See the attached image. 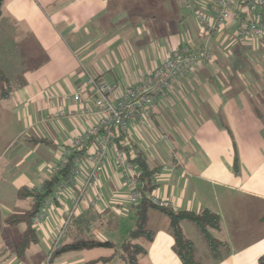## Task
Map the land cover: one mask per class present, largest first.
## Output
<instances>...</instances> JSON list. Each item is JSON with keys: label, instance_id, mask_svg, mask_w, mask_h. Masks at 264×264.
I'll list each match as a JSON object with an SVG mask.
<instances>
[{"label": "crops", "instance_id": "0c3cea01", "mask_svg": "<svg viewBox=\"0 0 264 264\" xmlns=\"http://www.w3.org/2000/svg\"><path fill=\"white\" fill-rule=\"evenodd\" d=\"M184 1H1L0 71L12 88L6 98L0 97V167L7 162L2 161L7 134L10 129L19 131L20 123L19 132L29 133L26 140L58 146L54 156L91 125V116L47 119L54 109L78 111L77 101L61 96L72 93L86 75L125 88L182 45L206 46L211 52L208 62L194 65L186 77L171 85L149 117L132 123L126 137L109 147L98 178L103 201L90 203L91 188L63 228L83 181L78 177L76 184L67 186L65 193L53 200L39 225L33 226L38 241L17 253L18 257L31 245L50 252L61 228L56 248L70 243L77 230L71 227L67 231L69 223L82 216L91 221L87 233L111 241L114 247L64 251L55 255L53 264H123L121 242L110 239L120 227L118 219L136 212L128 200L131 186L124 184L115 160L117 151L132 143L133 152L140 153L151 168H159L151 195L171 201L177 209H209L219 215L220 228L210 233L225 242L228 251L218 260L207 256L199 232L187 222L204 245L202 254L196 251L204 264H257L264 252V36L243 38L236 33L239 22L248 18L244 12L208 35L197 12L209 14V0H191V10ZM50 95L52 106L47 103ZM94 98L92 88L86 87L82 99L90 108H94ZM91 143L90 139L88 145ZM54 158L57 165L58 157ZM44 167L38 163L33 173ZM5 172L0 170V177ZM18 178L16 192L20 195L23 188L42 184L32 185L25 171ZM0 214L1 223L11 226L6 219L19 213L0 205ZM163 215L149 211L154 237L150 242L138 241L146 249L139 256L140 264H183L173 249L174 239ZM20 224L22 237L26 226ZM181 227L183 230V222Z\"/></svg>", "mask_w": 264, "mask_h": 264}, {"label": "built area", "instance_id": "2783aa9c", "mask_svg": "<svg viewBox=\"0 0 264 264\" xmlns=\"http://www.w3.org/2000/svg\"><path fill=\"white\" fill-rule=\"evenodd\" d=\"M185 6L191 9V0L184 1ZM208 12L198 11L199 19L206 34L219 31L233 18H239L240 12L248 15V18L239 22L236 33L243 38L264 36V0H209ZM211 59L210 49L206 46L193 47L182 45L174 49L160 64L156 65L150 72L143 74L132 85L125 88L119 87L115 82L86 75L84 81L70 94H64L62 99L71 97L80 104L78 111L66 113L64 109L49 111L47 119H59L65 116H91L93 121L88 128L77 133L63 150L59 164L52 168V172L65 167L72 152H82L75 157L70 167L69 179L60 183L52 195L44 200L41 210L32 218V225H39L41 220L49 213V207L54 199L63 195L66 187L77 183V178L82 177L77 195L73 198V209L67 213L62 227L64 228L68 219L73 214L80 200H84L93 189V197L90 203L95 205L103 201V196L98 184L99 175L105 168L107 153L110 146L126 137L129 126L140 119L149 117L151 110L169 90L171 85L186 77L191 68L199 63H206ZM86 87L92 88L95 93L93 107L90 108L82 99ZM49 106L53 104V97L47 98ZM91 145H88L89 140ZM132 143H127L117 151L116 164L120 170L124 184L131 186L128 191L129 203L135 206L141 197L138 181L139 171L131 160L137 156L133 152ZM134 153V156L131 157ZM159 172L152 176L155 182ZM154 204L162 207H170L176 210V206L167 199L151 195ZM63 229L59 231L50 247V254L55 250L60 240Z\"/></svg>", "mask_w": 264, "mask_h": 264}, {"label": "trees", "instance_id": "16d2710c", "mask_svg": "<svg viewBox=\"0 0 264 264\" xmlns=\"http://www.w3.org/2000/svg\"><path fill=\"white\" fill-rule=\"evenodd\" d=\"M0 79L2 85L0 87V97L6 98L11 91V84L6 80L0 71ZM82 152H72L66 162L65 167L57 169L46 178L39 188H23L20 193L23 196L32 199L30 208L24 213L12 214L6 219V223L11 226H16L20 223L25 224V231L22 234L18 245V253L22 254L25 249L31 244L38 241L37 233L32 225V218L41 210L44 200L52 195L57 186L62 182H67L69 179L70 167L73 164L75 157H78ZM132 164L138 168L141 197L135 207V225L129 232L128 236L121 242L119 246V256L123 264H140L139 256L146 252L142 242H150L154 237V231L149 227V211L156 210L164 214L168 219V228L170 234L174 239L173 249L180 258L183 264H204L203 257H197L196 247L194 243L183 233L181 223H191L199 232L201 239L208 251L207 256L212 260H218L227 253V245L215 238L210 230H219L220 217L218 214L203 209L200 212H193L184 209L173 210L170 207H162L154 204L151 200V193L155 189V182L152 176L159 172V168H151L143 156L138 153L135 158L131 160ZM59 164V161H58ZM55 165L52 168L58 166ZM264 220V216H263ZM91 221L88 218L75 217L71 219L67 231L71 227H76V236L70 243H62L54 251L53 255L64 251L79 250L84 248L106 247L113 248L114 244L109 240H100L87 233V225ZM205 256V257H207ZM105 260V258H102ZM257 264H264V252L258 257Z\"/></svg>", "mask_w": 264, "mask_h": 264}, {"label": "rangeland", "instance_id": "374dc122", "mask_svg": "<svg viewBox=\"0 0 264 264\" xmlns=\"http://www.w3.org/2000/svg\"><path fill=\"white\" fill-rule=\"evenodd\" d=\"M0 46L3 47L1 42ZM10 120L12 121V118H10ZM21 125L22 124L20 123V132L22 130ZM17 130L18 129L16 128L10 129V132L7 134V153L2 160L7 162L4 163L5 165L3 167H0V170L6 171L3 176L0 177V188L3 189L0 191V205L8 208L12 213H23L29 209L31 199L30 197L22 196L16 192L18 190L16 189V184L19 182L18 176L25 171L29 179L32 181V185L39 186L42 181L51 174V167L56 163L54 157H56V159L58 157V160H60L62 151L54 156L53 151H56L59 148L58 146L52 142L35 143L28 141L25 136L29 133L26 131V134L23 132L21 134ZM38 163H43L45 167L40 171L33 173ZM1 214L0 264H53L56 261V258L60 254L57 256L54 255L51 259L50 257L54 251L51 254L49 251L46 253L43 251L42 247L38 245H31L24 256L18 257V241L21 238L22 232L19 231V229L23 226L21 224L17 227L8 226L1 223L3 219V214ZM164 216L165 215H163V217ZM164 219L166 220L165 217ZM118 222H120V227L113 236L111 234L112 237L110 240L119 243L124 240L128 231L133 228L135 216L133 213H128L126 217H120ZM183 230L195 244L198 254H202L205 249L196 229L189 223L183 222ZM108 250L110 251L111 249Z\"/></svg>", "mask_w": 264, "mask_h": 264}, {"label": "water", "instance_id": "95a60500", "mask_svg": "<svg viewBox=\"0 0 264 264\" xmlns=\"http://www.w3.org/2000/svg\"><path fill=\"white\" fill-rule=\"evenodd\" d=\"M1 1H2V0H0V4H1Z\"/></svg>", "mask_w": 264, "mask_h": 264}]
</instances>
